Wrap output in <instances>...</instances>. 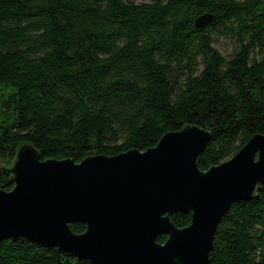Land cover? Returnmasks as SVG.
<instances>
[{"label": "trees", "instance_id": "16d2710c", "mask_svg": "<svg viewBox=\"0 0 264 264\" xmlns=\"http://www.w3.org/2000/svg\"><path fill=\"white\" fill-rule=\"evenodd\" d=\"M216 37L234 43L228 56ZM188 124L211 133L201 170L264 135V0H0V189L24 143L78 163ZM171 220L184 228L191 213ZM209 259L264 264V187L223 216ZM0 264L91 263L16 237L0 240Z\"/></svg>", "mask_w": 264, "mask_h": 264}, {"label": "water", "instance_id": "95a60500", "mask_svg": "<svg viewBox=\"0 0 264 264\" xmlns=\"http://www.w3.org/2000/svg\"><path fill=\"white\" fill-rule=\"evenodd\" d=\"M211 19L201 14L195 27ZM210 140L209 131L188 124L145 151L78 163L41 159L24 143L9 168L13 188L0 189V240L23 237L91 264H209L223 216L264 187V135L201 170L197 157ZM187 212L190 224L174 226L171 216ZM73 223L85 231L73 233Z\"/></svg>", "mask_w": 264, "mask_h": 264}, {"label": "rangeland", "instance_id": "374dc122", "mask_svg": "<svg viewBox=\"0 0 264 264\" xmlns=\"http://www.w3.org/2000/svg\"><path fill=\"white\" fill-rule=\"evenodd\" d=\"M214 46L224 55L228 56L234 48V43L228 39L215 38Z\"/></svg>", "mask_w": 264, "mask_h": 264}]
</instances>
